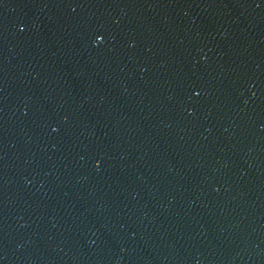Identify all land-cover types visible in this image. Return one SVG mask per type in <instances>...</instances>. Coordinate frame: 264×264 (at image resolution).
I'll return each mask as SVG.
<instances>
[{
	"label": "water",
	"instance_id": "obj_1",
	"mask_svg": "<svg viewBox=\"0 0 264 264\" xmlns=\"http://www.w3.org/2000/svg\"><path fill=\"white\" fill-rule=\"evenodd\" d=\"M0 264H264V0H0Z\"/></svg>",
	"mask_w": 264,
	"mask_h": 264
}]
</instances>
